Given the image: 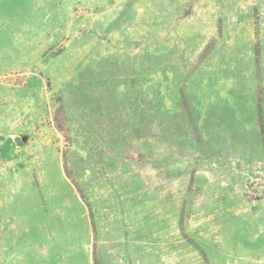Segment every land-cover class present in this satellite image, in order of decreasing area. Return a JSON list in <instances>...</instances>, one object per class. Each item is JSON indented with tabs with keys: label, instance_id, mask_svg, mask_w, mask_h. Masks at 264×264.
I'll use <instances>...</instances> for the list:
<instances>
[{
	"label": "rangeland",
	"instance_id": "obj_1",
	"mask_svg": "<svg viewBox=\"0 0 264 264\" xmlns=\"http://www.w3.org/2000/svg\"><path fill=\"white\" fill-rule=\"evenodd\" d=\"M0 264H264V0H0Z\"/></svg>",
	"mask_w": 264,
	"mask_h": 264
},
{
	"label": "water",
	"instance_id": "obj_2",
	"mask_svg": "<svg viewBox=\"0 0 264 264\" xmlns=\"http://www.w3.org/2000/svg\"><path fill=\"white\" fill-rule=\"evenodd\" d=\"M16 141H17L19 144H22V143H23V141H22V139H21L20 137H16Z\"/></svg>",
	"mask_w": 264,
	"mask_h": 264
}]
</instances>
